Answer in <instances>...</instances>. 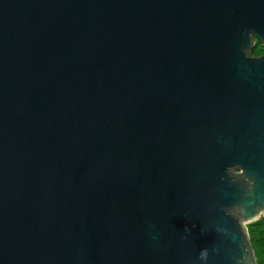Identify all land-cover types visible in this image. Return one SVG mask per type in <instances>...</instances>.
Returning a JSON list of instances; mask_svg holds the SVG:
<instances>
[{"label":"water","instance_id":"water-1","mask_svg":"<svg viewBox=\"0 0 264 264\" xmlns=\"http://www.w3.org/2000/svg\"><path fill=\"white\" fill-rule=\"evenodd\" d=\"M255 40L264 0H0V264H256Z\"/></svg>","mask_w":264,"mask_h":264},{"label":"trees","instance_id":"trees-1","mask_svg":"<svg viewBox=\"0 0 264 264\" xmlns=\"http://www.w3.org/2000/svg\"><path fill=\"white\" fill-rule=\"evenodd\" d=\"M264 54V47L258 41H254L250 55L259 57ZM250 245L252 247L256 264H264V217L246 226Z\"/></svg>","mask_w":264,"mask_h":264},{"label":"clouds","instance_id":"clouds-1","mask_svg":"<svg viewBox=\"0 0 264 264\" xmlns=\"http://www.w3.org/2000/svg\"><path fill=\"white\" fill-rule=\"evenodd\" d=\"M233 174H235V175H239L240 173H239V170H237L235 173H233Z\"/></svg>","mask_w":264,"mask_h":264},{"label":"rangeland","instance_id":"rangeland-1","mask_svg":"<svg viewBox=\"0 0 264 264\" xmlns=\"http://www.w3.org/2000/svg\"><path fill=\"white\" fill-rule=\"evenodd\" d=\"M253 44H254V43H252V46H253ZM261 218H262V217H261ZM261 218H260V219H261ZM257 221H258V220H257ZM246 226H247V225H246ZM246 226H245V227H246Z\"/></svg>","mask_w":264,"mask_h":264},{"label":"flooded vegetation","instance_id":"flooded-vegetation-1","mask_svg":"<svg viewBox=\"0 0 264 264\" xmlns=\"http://www.w3.org/2000/svg\"><path fill=\"white\" fill-rule=\"evenodd\" d=\"M264 55V54H263Z\"/></svg>","mask_w":264,"mask_h":264}]
</instances>
